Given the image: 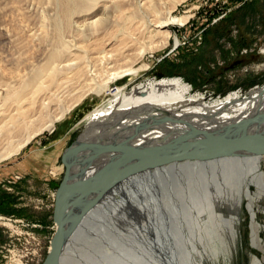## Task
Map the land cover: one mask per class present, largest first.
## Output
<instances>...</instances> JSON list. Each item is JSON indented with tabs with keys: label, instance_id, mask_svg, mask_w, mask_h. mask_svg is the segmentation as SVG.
<instances>
[{
	"label": "bare ground",
	"instance_id": "6f19581e",
	"mask_svg": "<svg viewBox=\"0 0 264 264\" xmlns=\"http://www.w3.org/2000/svg\"><path fill=\"white\" fill-rule=\"evenodd\" d=\"M93 1L57 0L61 4L64 24L70 28L73 13L85 10ZM149 1L152 0L142 2L144 8L148 7L146 12L135 10L126 13L116 4L115 13L107 19L109 21H97L98 26L85 32L86 27L83 30L77 25L75 29L71 27V33L75 32L71 37L55 31L53 46L36 58L30 73L3 83L6 106L0 105V160L17 153L33 135L51 129L87 92L103 97L84 117L83 129L75 144L64 152L65 173L62 178L65 181L83 178L103 167L126 161L140 148L169 143L202 131L240 125L244 129H264V85L244 93L232 91L224 96L207 97L204 93L191 91L190 85L180 77L157 75L162 77L133 79L111 88L115 80L126 75L133 78L139 70L146 68L145 63L139 66L134 63L145 51L142 40L150 27L159 29L166 43L172 37L167 26L184 25L189 17L187 14L173 15L170 10L156 11L153 2ZM178 44L175 36L174 46ZM262 155L264 153H239L210 160L200 167L181 165L182 168L177 165L150 169L155 177L168 171L189 175L188 178L193 176L191 183H184L186 192L178 194L185 205L181 214L172 216L178 196L170 190L162 202L163 209L156 210L157 220L164 214L166 216L162 222L152 225L153 238L146 242L143 234L140 238L136 235L135 240L128 237L123 243L125 250L119 259L120 264H157L153 257L156 253L152 251L156 246V252L162 256L159 259L161 264H203L196 262L201 251L192 237L200 239L207 228L219 230L216 233L222 231L220 238L223 241L225 236L229 239L231 234L234 236V215H237L243 200L248 199L252 205L264 198V172L255 163L262 159ZM136 183H142L150 191L155 186L154 179L148 182L136 180ZM130 184H122L119 190L113 191L104 205H109L113 196L129 198L131 195L123 193ZM251 184L256 187L255 191ZM77 193L68 190L61 194V207L65 208L76 199ZM2 216L0 214V220ZM115 216L119 217L118 212ZM207 216L210 227L205 223ZM89 217L80 225V231L86 234L85 225ZM167 220H173L170 226H167ZM4 222L9 223L7 220ZM154 236L157 237L156 242ZM87 243L88 240L76 247L74 264H79V255L86 250ZM136 243L138 246L132 245ZM159 243L164 246V252L159 251ZM230 244L226 243L223 251L227 258L232 257ZM109 247L112 249L111 245ZM99 262L103 263L101 258ZM91 263L99 264L97 259Z\"/></svg>",
	"mask_w": 264,
	"mask_h": 264
},
{
	"label": "rangeland",
	"instance_id": "374dc122",
	"mask_svg": "<svg viewBox=\"0 0 264 264\" xmlns=\"http://www.w3.org/2000/svg\"><path fill=\"white\" fill-rule=\"evenodd\" d=\"M142 2L143 0H95L88 5L89 9L87 7L73 13L69 28L63 22L61 4L57 0H0L1 107L6 106L3 101L6 94L3 83L27 76L36 58L53 46L55 31L71 37L75 33H71V27L75 29L76 25L81 30L86 27L84 32L94 29L100 20L109 21L107 19L115 13L116 4L126 13L135 10L146 12L148 7L144 8ZM149 2H153L156 11L170 10L173 15L187 14L189 17L184 25L167 26L172 37L166 43L164 34L159 29L150 27L151 32H145L142 40L145 51L141 59L134 63L136 66L145 63L146 68L139 70L138 75L133 78L126 75L115 80L112 89L133 79L162 76L180 77L190 85L191 91L204 93L207 97L224 96L232 91L244 93L264 85V0ZM92 22L97 23L93 26ZM175 36L179 40L176 47ZM102 97L87 92L51 129L33 135L17 153L0 160V214L32 222L18 225L20 232H16L9 229V223L0 220V264H10L12 255L18 257L20 250L35 247L39 256L37 264L41 263L55 226L51 219L53 192L65 173L64 152L75 144L83 129L84 117L101 102ZM261 157L255 163L264 172V155ZM166 173L156 176L152 191L142 183L130 184L123 193L131 195L129 198L125 200L113 196L109 205L101 206L97 213L88 218L85 227L87 226L89 240L86 250L79 255V264H92L95 259L99 264H120L119 259L125 247L123 243L128 237L135 240L136 235L140 238L143 234L146 242L153 238L152 225L157 221L162 222L166 216L164 214V217L160 216L157 220L156 210L163 209L162 202L170 190L176 196L186 192L184 183H191L193 178L173 171ZM251 189L255 191L256 187L251 184ZM174 205L175 214L172 216L181 214L184 200L178 196ZM116 212L119 215L117 218ZM234 217L236 233L234 236L230 235L231 239L225 236V240H221L223 232L216 233L219 230L212 228L204 230L200 239L192 237L201 251V256H196V262L264 264V231H261L264 228V198L252 205L245 198ZM208 220L207 216L205 223L209 226ZM172 221L167 220V226ZM211 223L212 221L210 225ZM154 238L156 242L157 237ZM226 243H231V258L223 253ZM132 245L138 246L137 243ZM158 246L159 251L164 252V246L161 243ZM156 247L155 250L152 247V251L156 253L153 257L157 264H161L159 259L162 256L156 252ZM14 250L16 253L12 254ZM111 254L115 256L109 257ZM24 258L22 262L25 264ZM100 258L103 263L99 262ZM149 259L153 260L151 257Z\"/></svg>",
	"mask_w": 264,
	"mask_h": 264
},
{
	"label": "water",
	"instance_id": "95a60500",
	"mask_svg": "<svg viewBox=\"0 0 264 264\" xmlns=\"http://www.w3.org/2000/svg\"><path fill=\"white\" fill-rule=\"evenodd\" d=\"M239 153H264V129H244L240 125L202 131L169 143L140 148L126 161L103 167L83 178L65 181L63 177L53 192L51 219L55 226L40 264H74L76 247L89 240L87 234L80 231V225L86 217L97 213L99 206L108 203L109 195L122 184L156 179L150 169L177 165L200 167L210 160ZM68 190L78 193L76 199L62 208L59 196Z\"/></svg>",
	"mask_w": 264,
	"mask_h": 264
},
{
	"label": "built area",
	"instance_id": "2783aa9c",
	"mask_svg": "<svg viewBox=\"0 0 264 264\" xmlns=\"http://www.w3.org/2000/svg\"><path fill=\"white\" fill-rule=\"evenodd\" d=\"M3 220H7L9 221V229L11 231H16V232H20V228L18 225L20 224H27V223H32V222H26L24 219L20 218V217H10V216H6V215H3L1 217ZM13 253H16V251H12V254ZM18 257H14L12 255V258H11V262L10 264H24L22 262V259L24 258L25 260V264H31V262L35 261L34 264H37L39 263V256H38V250L37 248L35 247L34 249H29V248H25L23 250H20L18 255ZM15 259V261H14Z\"/></svg>",
	"mask_w": 264,
	"mask_h": 264
},
{
	"label": "flooded vegetation",
	"instance_id": "af4514ba",
	"mask_svg": "<svg viewBox=\"0 0 264 264\" xmlns=\"http://www.w3.org/2000/svg\"><path fill=\"white\" fill-rule=\"evenodd\" d=\"M261 231H264V228H261Z\"/></svg>",
	"mask_w": 264,
	"mask_h": 264
}]
</instances>
